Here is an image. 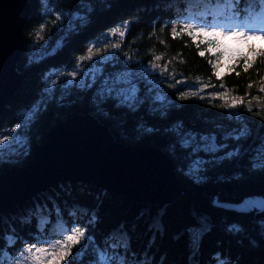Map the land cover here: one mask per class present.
<instances>
[{"label":"trees","instance_id":"trees-1","mask_svg":"<svg viewBox=\"0 0 264 264\" xmlns=\"http://www.w3.org/2000/svg\"><path fill=\"white\" fill-rule=\"evenodd\" d=\"M46 1L53 10L44 14L42 0H30L25 47L17 61L26 75L0 113V130L18 124L26 139L29 153L23 164L58 121L92 112L117 140L127 145L155 144L164 150L173 159L184 189L171 203L159 206L89 180L56 181L0 212V263L7 256L12 259L25 244L60 239L76 228L92 239L73 245L65 264H95L97 249L122 256L127 264H264V211L240 212L212 203L214 195L239 201L264 193V168L259 166L264 154V55L253 58L247 47L259 53L264 44L256 39L241 43L242 54L218 75L214 63L220 51L207 43L215 38L202 43L185 27V19L204 4L207 18H223L228 12L247 18L257 0L229 4L221 0ZM57 10L80 14L57 18ZM118 22H126L127 27L103 72L110 75L126 67L127 54L155 61L166 75L165 98L153 99L149 91L140 89L128 104L111 93L100 95L95 83H56L46 90L52 67L72 66L90 40ZM33 40L46 42L47 48L59 42L43 56L30 58ZM176 78L204 82L243 102L233 107L219 96L184 91ZM32 111L35 118L27 119ZM245 127L248 135L237 139ZM188 134L214 137L215 146L209 150L182 146ZM196 157L201 160L199 173L184 172V164ZM7 166L1 162L0 172Z\"/></svg>","mask_w":264,"mask_h":264},{"label":"water","instance_id":"water-1","mask_svg":"<svg viewBox=\"0 0 264 264\" xmlns=\"http://www.w3.org/2000/svg\"><path fill=\"white\" fill-rule=\"evenodd\" d=\"M30 0H0V113L26 72L17 68L24 50ZM89 180L133 200L171 203L184 189L173 159L158 145L117 140L92 112L72 114L53 125L26 163L0 172V212L60 180ZM212 203L240 212L264 211V193Z\"/></svg>","mask_w":264,"mask_h":264},{"label":"rangeland","instance_id":"rangeland-1","mask_svg":"<svg viewBox=\"0 0 264 264\" xmlns=\"http://www.w3.org/2000/svg\"><path fill=\"white\" fill-rule=\"evenodd\" d=\"M207 8L206 4L202 5V11ZM220 6L219 9H221ZM263 9V8H261ZM53 8L50 6L46 0H42L41 11L44 14L52 11ZM222 10V9H221ZM55 16L60 18L62 15L66 16H76L80 12L76 11H54ZM229 14V13H228ZM251 20H237L231 16L226 17L223 20L211 19L207 21L197 20V19H185V24H192L194 26H203L208 31L212 30L211 26H217V31H224L231 27L233 31H244L246 29L235 27L238 23H243L249 27L261 28L264 27V15H253ZM127 27L126 22H118L117 24L106 30L101 36L93 38L89 41L88 48L86 52L79 55L77 61L70 67H52L46 75V90L49 92L56 83H61L62 85L77 84L79 86L90 85L95 83L96 90L100 95L111 93L118 97L120 101L131 104L136 97L139 96L140 89L142 92L149 91L153 99H163L165 98V91L163 87L164 70L158 68L155 61L147 60L142 61L140 58L132 57L129 54L125 55L124 59L127 61V66L123 69L116 71L113 74H107L103 72L104 62L111 59L114 56L115 51L119 48V39L122 38L124 31ZM40 26L38 27V29ZM193 35L195 38H199L200 42L206 41L209 38H213L205 35L204 33H197L196 27H194ZM259 34V33H257ZM216 39V38H215ZM264 43V40H261ZM59 42L56 41L49 48H47V43L33 40L29 43V57L39 58L45 53L51 51L52 48ZM221 43L228 45L233 49H240L241 43L233 41L227 38H221ZM212 50L215 47L210 46ZM218 59L214 63L215 71L218 75L229 70L233 59L223 55L221 52H217ZM177 82L183 83L184 88L182 90L187 92H193L196 94H206L209 96H219L222 99L227 100L231 105L233 98L225 92V90H216L204 82L195 80L193 82L187 83L181 78H176ZM18 124L5 127L0 130V163L5 162L8 165L11 164H23V158L29 153V148L25 137L19 132ZM13 136L16 138L13 139ZM185 139L190 140L189 145L194 147H200L203 149L214 148V142L205 134L195 135L188 134L184 136ZM194 137V138H193ZM201 167V160L195 158V160H189L184 164L183 171L191 175H197ZM73 230H76L74 228ZM70 234V233H69ZM67 234V235H69ZM66 235V236H67ZM60 239H49L38 244H25L20 248V251L14 255L12 259L9 256L1 262L0 264H37L34 259L35 250L39 248L49 250V254L44 255L41 264H65L67 256L62 260L53 258L51 255L52 246L56 245L57 242H62L64 238ZM83 241V240H82ZM81 241V242H82ZM80 242V243H81ZM73 247V246H72ZM71 247V249H72ZM70 249V251H71ZM31 250V252L29 251ZM69 251V252H70ZM10 259V260H9Z\"/></svg>","mask_w":264,"mask_h":264},{"label":"snow or ice","instance_id":"snow-or-ice-1","mask_svg":"<svg viewBox=\"0 0 264 264\" xmlns=\"http://www.w3.org/2000/svg\"><path fill=\"white\" fill-rule=\"evenodd\" d=\"M221 2L225 4H229V3H235V0H221ZM253 11H256V9H253ZM185 27L189 30L196 27L197 33H204L207 36L216 38L214 41L212 40L207 41V43L209 44L214 43L216 50L220 51L223 55L230 57L232 59H238L242 53L240 52L239 49H233V48H230L228 45L221 43V38L231 39L238 43H245L246 45H247V41L249 40H253V39L264 40V27L254 28V27H249L248 25H245L243 23H238L235 25V27L246 29L244 31H233L231 27H229L228 29L224 31H217L216 30L217 26H211L212 30L208 31L203 26L198 27L192 24H186ZM173 34L176 35L175 29H173ZM189 34H191V32H189ZM121 35H123V33H121ZM203 42L205 41H202V43ZM247 47L249 48L248 55L253 58L256 55H264V51H261L259 53L252 52L251 51L252 46L247 45ZM200 55H204V53L201 52ZM156 59H160V57H156ZM249 87H251V85H249ZM242 102H243L242 98H233L232 106L234 107L236 106L237 103H242ZM35 114H36L35 111H32L30 115L27 117V119H34ZM247 135H248V129L245 127V128L240 129L239 134L236 136V138L239 139L240 137L247 136ZM15 138L16 137L13 136V139ZM211 139L214 142L215 138L213 137ZM181 143H182V146L189 145L190 140L185 139V140H182ZM0 144H2V142H0ZM0 151H2V149H0ZM261 152L264 153V148L261 149ZM236 154H238V150ZM229 155H232V154L230 153ZM260 161L261 163L259 166L264 168V154L260 156ZM262 206H264V204H262ZM91 239L92 238L90 236L86 237L85 232L82 230H79V229L72 230L70 234L67 235L62 242H57L56 245L52 246L51 255L53 256L54 259L58 257L59 259L62 260L65 256L69 254V251L73 245L79 244L82 240L91 241ZM29 251L31 252V250ZM35 253L36 254L34 255V259L37 261V264H41L44 255L49 254V250L39 248L35 250ZM79 254L81 253L78 250V255ZM69 264H71V262H69ZM95 264H127V261L125 260L124 257L119 256L115 253H110L106 249H97V258H96Z\"/></svg>","mask_w":264,"mask_h":264}]
</instances>
